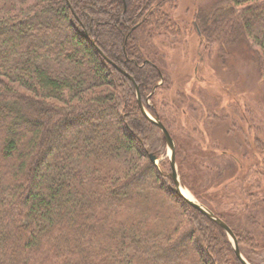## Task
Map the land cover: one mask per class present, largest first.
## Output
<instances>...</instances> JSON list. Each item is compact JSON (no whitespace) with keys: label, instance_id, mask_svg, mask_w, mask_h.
I'll return each instance as SVG.
<instances>
[{"label":"trees","instance_id":"1","mask_svg":"<svg viewBox=\"0 0 264 264\" xmlns=\"http://www.w3.org/2000/svg\"><path fill=\"white\" fill-rule=\"evenodd\" d=\"M176 1L0 0V264H241L226 233L176 194L168 158L150 161L165 142L119 70L176 142L183 186L231 229L245 261L264 264L251 257L264 254V92L251 101L231 82L224 104L198 88L190 112L176 90L188 145L147 104L165 83L156 47L182 35ZM194 27L204 51L225 58L244 45L264 57V0H214ZM244 180L242 202L230 187ZM213 189L233 201L230 216L205 198Z\"/></svg>","mask_w":264,"mask_h":264},{"label":"rangeland","instance_id":"2","mask_svg":"<svg viewBox=\"0 0 264 264\" xmlns=\"http://www.w3.org/2000/svg\"><path fill=\"white\" fill-rule=\"evenodd\" d=\"M213 1L214 0H177L173 10L169 12L172 18V22L182 29L180 42L175 45L170 44V45H165V47L162 46L156 47L158 48L157 51L159 53V57H157V62L160 68L162 69V71L164 72L163 76L165 83L163 90L158 91L155 97H153L154 101L151 102L152 99L150 98L151 100H149V98H147L146 101H148V103L147 102L146 103L148 105L154 103V108L156 103V107L158 108V111L167 121L166 124L171 134L175 135L180 145L181 144L188 145V141L184 137L186 135L185 132H187V130L181 127L180 125L181 122L183 121V118L180 115V110L175 111L174 109L175 106H179V105L176 104L173 105V103L175 102L174 100L177 98L176 90L177 91L180 90L179 93L181 92L186 96L185 104L183 105V107L185 108V110L186 109L190 110V112L192 105L193 106L196 105L193 101L196 99L195 90H197L198 88L204 90L208 95H217L221 97L223 99L224 104H226V100H228L229 98V96H227L224 92L225 91L230 92V87L232 84L231 82H234L235 84L234 87L236 86L235 88L237 89V91L245 93V96L247 93L253 94L255 98L254 100L251 101H257L263 95L264 92V77H263L264 57L263 56H262L263 58L261 57V59L258 56L256 57L250 50L246 51L244 45L243 48L240 49L234 47L233 48L234 52L232 53L230 51L228 55H225V58L218 56L217 47L212 48L211 51H206V50L204 51V48L201 47L199 43L198 34H196V30L194 27V15L195 12L199 10V7L200 9H203L204 7H207L210 4H212ZM159 41L160 38L156 40L154 39L153 43L155 44L158 43ZM200 55H202L203 58L201 60L202 62L200 63V65H198L199 64L198 62L200 60L199 59ZM212 61H215V65L212 64ZM197 67L199 68L198 79H201L203 82L195 81L196 80L195 72ZM162 98H165L168 104H166V106L161 109L159 103L161 102ZM190 98L191 100H189ZM237 99L241 100L242 98L237 96ZM251 101L249 102V104L251 105V107L253 106L255 108V105ZM141 104L145 112L150 117H152L145 108V106L143 105L142 101ZM254 108H252L254 111H258V109H254ZM176 122H178V125H176ZM239 124L246 127L244 123H241V121H239ZM244 129L245 132L244 131L243 132L245 134L241 131L242 133H240V135L242 137L245 136L244 137L245 139H251L247 127ZM203 134L204 133L202 132L193 133V135H196L197 139H200L204 145H208L212 141L213 142L218 141V138H216L215 135L216 132H213L212 135H203ZM239 141L240 139L237 136V138H235L234 143L236 142L239 143ZM174 144L176 146V142H174ZM221 146L224 145L221 144ZM217 155H218L217 153H213V156L216 157ZM165 157H167L166 145H165V155H162L160 156L159 159H157L156 161L157 165L162 160H164ZM223 160L224 159L222 158L221 161ZM213 162L214 163L212 165L215 168H217L216 166L218 165V162L215 161ZM243 176L245 177L244 174ZM194 180L195 178L190 179V183L196 186V189H198L200 185L198 181H196L195 183ZM239 186H243V188H245V180L243 183L237 181L234 185L230 187L231 188L230 191L234 193V195L239 194L240 193V191H238ZM185 190L186 193H188L194 198V196L189 191V189L185 188ZM206 192H208V194H204L205 198L206 196L207 198L209 197L208 199L212 202L213 207L217 209V212H219V214L229 215V216L232 214L233 209L231 208V205L227 203V202H233L231 201V198H229V201L223 199V202L221 203L220 201L221 193L220 192L217 193L216 189L207 190ZM243 197H244L243 195L239 194L237 199H239V201L245 202V197L244 198ZM234 203L237 202L234 201ZM242 207H244V205ZM228 240L231 243L229 238ZM242 252L245 255V248L242 249ZM251 257L253 258L252 260L255 261L256 263H261V261L264 259V254H262L259 257L254 256L252 254Z\"/></svg>","mask_w":264,"mask_h":264},{"label":"water","instance_id":"3","mask_svg":"<svg viewBox=\"0 0 264 264\" xmlns=\"http://www.w3.org/2000/svg\"><path fill=\"white\" fill-rule=\"evenodd\" d=\"M119 72L122 73L134 86L135 91H136L137 104H138L139 109L141 110L142 114L144 115V117L147 120H149L152 124H154L160 130V132L162 134L163 140H164L165 145H166L167 157H168L169 165H170L169 176L171 177V179L174 183L176 194L181 199H183L187 204H189L191 207H193L194 209L199 211L201 214H203L205 217H207L209 220H211L212 222L217 224L226 233V235L230 239L234 254H235L236 258L239 260V262L241 264H248L245 261V259L242 257V255L239 251L237 240H236L235 236L233 235L231 229L221 219L216 217L207 208H205L203 205H201L199 202H197L191 195L186 193L185 187L183 186V184L180 181V178H179V175L177 172V168H176V164H175V144H174V141L172 140V138H171L170 134L168 133V131L166 130V128L159 121V119L152 118L145 112V110L141 104L138 88L135 85L131 76H129L127 73H125L121 70H119ZM149 159L154 165H157V162H156L157 159L154 155H149Z\"/></svg>","mask_w":264,"mask_h":264}]
</instances>
